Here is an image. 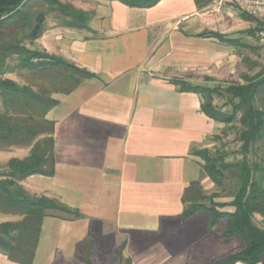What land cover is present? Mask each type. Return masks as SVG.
<instances>
[{"label":"crops","instance_id":"obj_1","mask_svg":"<svg viewBox=\"0 0 264 264\" xmlns=\"http://www.w3.org/2000/svg\"><path fill=\"white\" fill-rule=\"evenodd\" d=\"M83 11L93 14L90 32L50 28L32 47L94 75L51 96L56 105L44 119L52 124L53 174L20 183L28 196L80 215L42 220L32 264H84L78 247L87 242L93 264H213L236 253L223 221L208 228L202 211L182 218L191 185L216 192L195 152L212 148L224 126L178 84L211 89L238 80V39L194 0L150 8L94 0ZM29 152L13 149L12 158ZM0 264L17 263L0 254Z\"/></svg>","mask_w":264,"mask_h":264},{"label":"trees","instance_id":"obj_2","mask_svg":"<svg viewBox=\"0 0 264 264\" xmlns=\"http://www.w3.org/2000/svg\"><path fill=\"white\" fill-rule=\"evenodd\" d=\"M118 1L129 7L150 8L160 0H103ZM198 9L206 0H194ZM55 13L60 27L90 32L93 17L63 4L59 0H0V148L29 147L23 159H11L0 174V212L22 217L17 222L0 224V254L17 264H32L41 222L45 217L80 215L56 199L30 197L20 185L33 175L52 176V124L44 117L56 105L53 94H69L81 82L94 77L63 58L31 48L45 31L46 18ZM252 34V32H249ZM221 39L219 35L210 34ZM233 43V40H228ZM26 75L32 84H18L6 78L10 74ZM242 83H228L211 89L179 83L181 90L202 97L201 110L210 119L223 124L217 143L229 132L237 133L240 161L226 162L218 150L203 149L195 155L212 183L222 188L226 180L233 181L235 192L227 204L214 202L218 193L205 196L198 185H191L183 195L186 209L182 218L197 211L209 219L208 228L223 221L224 238L239 244L236 253L213 264H264V157L255 159V148L264 142V71L254 77L242 76ZM225 100L214 105V98ZM229 108V109H227ZM236 125L237 127H234ZM254 157L251 159L249 157ZM224 207L233 212L221 211ZM84 264H93L91 245L78 247ZM119 264H130L120 259Z\"/></svg>","mask_w":264,"mask_h":264},{"label":"rangeland","instance_id":"obj_3","mask_svg":"<svg viewBox=\"0 0 264 264\" xmlns=\"http://www.w3.org/2000/svg\"><path fill=\"white\" fill-rule=\"evenodd\" d=\"M63 4L70 5L75 9L85 10L92 6L94 0H59ZM202 14L213 20L216 25H221L228 28L229 34L234 35L238 39L236 45L237 54L241 59L242 72H239L238 80L228 81V83H242V76L254 77L264 71V38L261 34H264V22L253 18L245 13L238 11L234 6L230 5L228 0H206V6L201 8ZM59 16L55 13H50L46 18L45 31L50 28H60ZM249 32H252L249 33ZM43 35V34H42ZM35 43V42H34ZM34 44L32 45V47ZM31 47V48H32ZM41 51V50H40ZM6 78H9L16 83L32 84L31 79H28L26 75L22 74H10ZM222 86V85H218ZM224 86V85H223ZM225 100L215 97L214 105L221 106ZM229 109V108H227ZM234 127H237L234 125ZM240 143L237 142V133L229 132L225 138L221 141L214 143L212 148H208L212 153L218 150L220 153L225 154L226 162L240 161L241 156L236 154L239 151ZM29 147L8 146L6 148H0V174L5 172V166L7 162L12 158L13 149H27ZM255 159L264 157V142L257 144L255 148ZM250 160L254 157H249ZM215 186V185H214ZM234 182L226 180L222 188L215 186V193L219 194L218 199L224 201L232 200L231 195L235 192ZM22 217L13 213L0 212V224L4 222H17ZM83 261V258H82Z\"/></svg>","mask_w":264,"mask_h":264},{"label":"built area","instance_id":"obj_4","mask_svg":"<svg viewBox=\"0 0 264 264\" xmlns=\"http://www.w3.org/2000/svg\"><path fill=\"white\" fill-rule=\"evenodd\" d=\"M238 11L264 22V0H228ZM264 38V34H261Z\"/></svg>","mask_w":264,"mask_h":264}]
</instances>
